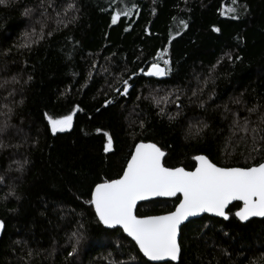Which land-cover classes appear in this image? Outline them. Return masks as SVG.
Masks as SVG:
<instances>
[{"label": "trees", "instance_id": "16d2710c", "mask_svg": "<svg viewBox=\"0 0 264 264\" xmlns=\"http://www.w3.org/2000/svg\"><path fill=\"white\" fill-rule=\"evenodd\" d=\"M153 64L165 74L148 76ZM68 115L53 133L48 117ZM140 141L172 168L200 154L223 167L264 161V0L0 5V264H261L264 219L241 223L239 202L228 221L183 225L178 263H151L103 227L91 192L122 175Z\"/></svg>", "mask_w": 264, "mask_h": 264}, {"label": "snow or ice", "instance_id": "6c2138e0", "mask_svg": "<svg viewBox=\"0 0 264 264\" xmlns=\"http://www.w3.org/2000/svg\"><path fill=\"white\" fill-rule=\"evenodd\" d=\"M8 3L10 0H0V5ZM117 18L118 15H113L112 22ZM148 74L165 73L153 64ZM124 83L127 86V81ZM71 120V115L48 117L53 133L69 126ZM111 145L109 136L105 152ZM164 156L154 143L137 144L122 176L95 184L88 202L94 206L100 223L109 228H122L150 260L170 258L175 261L181 250L178 228L183 221L199 213H214L227 220L226 209L232 202L239 201L242 207L235 212V217L240 221L264 217V162L251 167H220L201 155L195 157L198 161L195 169L188 171L184 167H165L162 164ZM178 193L182 194V199L175 211L166 215L141 217L134 212L137 201L148 196L174 197ZM3 227L4 222L0 221V228Z\"/></svg>", "mask_w": 264, "mask_h": 264}, {"label": "water", "instance_id": "95a60500", "mask_svg": "<svg viewBox=\"0 0 264 264\" xmlns=\"http://www.w3.org/2000/svg\"><path fill=\"white\" fill-rule=\"evenodd\" d=\"M156 65H158L162 70H164V67L162 66V65H160V64H156ZM150 69H152V66L149 68V70ZM149 70L147 71V75L148 76H151V77H158V76H160V75H149L148 73H149ZM154 71V70H153ZM145 143V144H148V143H154V142H151V141H140V142H138L137 144H139V143ZM136 144V145H137ZM154 144H156V143H154ZM164 153H165V156L164 157H162V164L165 166V167H167L166 165H165V158H166V151L165 150H163L162 149V147L161 146H159L158 144H156ZM135 151V147H134V149H133V151H132V153ZM201 155H203V156H206V155H204V154H200V155H197V156H201ZM207 157V156H206ZM130 158H131V156H130ZM129 158V159H130ZM208 158V157H207ZM128 159V160H129ZM209 160H210V158H208ZM211 161V160H210ZM195 162H196V165L198 164V161H196L195 160ZM212 162V161H211ZM264 162V161H263ZM212 163H214V162H212ZM195 165V166H196ZM217 165V164H216ZM217 166H219V165H217ZM126 167V166H125ZM178 167H183V166H178ZM220 167H223V166H220ZM175 168V167H174ZM185 168V167H184ZM186 170H188V171H193L194 169H195V167L193 168V169H187V168H185ZM123 174V173H122ZM122 176V175H121ZM119 178V177H118ZM118 178H116V179H118ZM177 196H180V199H182V194H180V193H178L177 194ZM177 196H174V197H164V196H148L147 198H145L144 200H139V201H137V203H136V208H135V210H134V212H135V214L136 215H138L137 214V208H138V206L141 204V203H144V202H149V201H152V200H155V199H173V198H175V197H177ZM180 202V201H179ZM237 202H239V201H234V202H232V204L231 205H233L234 203H237ZM239 203H241V207H242V202H239ZM179 204V203H178ZM177 204V205H178ZM176 205V206H177ZM231 205H229V207L231 206ZM92 206V205H91ZM229 207L226 209V212L228 213V215H229V219H224L223 217H220V216H217L216 214H214V213H209V212H204V213H199V214H197V215H195V216H192V217H189L188 218V220H186V221H183L182 222V224L179 226V228H178V236H177V240H178V244H179V246H180V249H181V245H180V237H181V228L183 227V225H185L186 223H188V222H190L191 220H194V219H198V218H200V217H202V216H204V215H208V216H211V217H216V218H221V219H224V220H226V221H228V220H230L231 219V217H232V214H230L229 212H228V209H229ZM176 208V207H175ZM92 209H93V211L95 212V209H94V206H92ZM173 211H175V209L173 210ZM170 212H172V211H170ZM167 213H169V212H167ZM167 213H162V214H156V215H146V216H161V215H166ZM138 216H140V215H138ZM234 216H235V214H234ZM141 217H144V216H141ZM237 218V217H236ZM238 220H239V218H237ZM253 219H264V217H250L247 221H240L241 223H247V222H249L250 220H253ZM102 224V223H101ZM103 225V224H102ZM103 227H105L106 229H110V230H113V229H121L122 231H123V229L122 228H120L119 226H116L115 228H109V227H107V226H105V225H103ZM123 233L128 237V238H130L131 240H132V238L131 237H129L128 235H127V233H125L124 231H123ZM0 235H1V228H0ZM134 243H135V241L134 240H132ZM137 247H138V245H137ZM138 249H139V247H138ZM141 252V251H140ZM142 253V252H141ZM143 254V253H142ZM180 255H181V250H180V252L178 253V257H177V259L175 260V261H173V260H171L170 258H165L164 260H160V261H153V260H150L148 257H146V256H144V254H143V256L149 261V262H151V263H166V262H173V263H178L179 262V260H180Z\"/></svg>", "mask_w": 264, "mask_h": 264}, {"label": "bare ground", "instance_id": "6f19581e", "mask_svg": "<svg viewBox=\"0 0 264 264\" xmlns=\"http://www.w3.org/2000/svg\"><path fill=\"white\" fill-rule=\"evenodd\" d=\"M166 72V71H165Z\"/></svg>", "mask_w": 264, "mask_h": 264}, {"label": "rangeland", "instance_id": "374dc122", "mask_svg": "<svg viewBox=\"0 0 264 264\" xmlns=\"http://www.w3.org/2000/svg\"><path fill=\"white\" fill-rule=\"evenodd\" d=\"M161 76V75H160Z\"/></svg>", "mask_w": 264, "mask_h": 264}]
</instances>
